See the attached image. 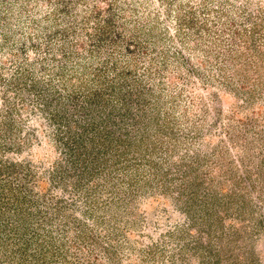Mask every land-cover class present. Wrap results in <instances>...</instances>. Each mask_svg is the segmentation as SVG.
Listing matches in <instances>:
<instances>
[{"label":"rangeland","instance_id":"1","mask_svg":"<svg viewBox=\"0 0 264 264\" xmlns=\"http://www.w3.org/2000/svg\"><path fill=\"white\" fill-rule=\"evenodd\" d=\"M0 264H264V0H0Z\"/></svg>","mask_w":264,"mask_h":264}]
</instances>
